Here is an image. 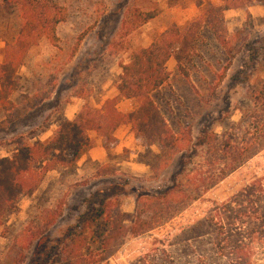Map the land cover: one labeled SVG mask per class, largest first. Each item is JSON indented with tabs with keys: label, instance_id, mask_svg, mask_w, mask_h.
I'll return each instance as SVG.
<instances>
[{
	"label": "rangeland",
	"instance_id": "rangeland-1",
	"mask_svg": "<svg viewBox=\"0 0 264 264\" xmlns=\"http://www.w3.org/2000/svg\"><path fill=\"white\" fill-rule=\"evenodd\" d=\"M51 1L67 18L57 27L55 44L45 39L30 50L16 76L17 90L8 103H0V159L12 156L21 142L47 141L78 110L102 108L133 52L149 47L172 25L187 29L204 17L203 9L231 0ZM247 7L237 8V15L225 11L218 36L203 30L181 68L174 57L169 60L170 79L154 101L176 133L195 139L211 121L222 132L250 106L248 92L264 84V16L253 17ZM150 13L155 17L142 24ZM19 24L15 16L0 20V38L13 41ZM4 47L0 41V63ZM136 107L133 100L130 112ZM90 136L94 147L106 149L103 138ZM125 145L108 149L104 163L86 160L80 173L78 165L49 172L0 226V264H52L64 247L80 248L66 240L86 226L90 240L82 250L89 264H198L191 247L173 242L179 220L130 235L139 215L138 196L160 187L168 170L152 168L159 148L137 139L131 129ZM106 247L112 254L99 262ZM256 261L264 264V248Z\"/></svg>",
	"mask_w": 264,
	"mask_h": 264
},
{
	"label": "trees",
	"instance_id": "trees-1",
	"mask_svg": "<svg viewBox=\"0 0 264 264\" xmlns=\"http://www.w3.org/2000/svg\"><path fill=\"white\" fill-rule=\"evenodd\" d=\"M249 5L264 6V0H231L224 7L203 9L204 17L187 29L172 25L149 47L133 52L121 67L120 98L108 99L97 110L84 107L47 141L21 142L11 157L0 159V226L18 212L23 197L38 191L49 172L78 165L94 147L90 133L103 138L109 149L118 143L117 129L130 125L137 139L159 148L158 163L152 168L159 165L158 169L168 170L160 187L138 196L139 215L129 228L130 235L143 236L179 220L173 242L191 247L198 264H256L264 248V84L248 92L250 106L242 109L239 121L222 132L211 121L195 139L176 133L154 101L170 79L169 60L174 57L181 68L183 58L196 50L203 30L218 36L224 12ZM12 16L20 24L17 36L6 41L3 49L1 104L8 103L17 90L16 76L30 50L45 39L57 42V27L67 13L51 0H0V20ZM144 17L142 24L155 15ZM226 77L225 72L219 83ZM120 99L135 100L137 107L123 113L118 109ZM89 240L86 226L66 240L80 248L64 247L52 264H89L82 250ZM107 248L99 262L112 254Z\"/></svg>",
	"mask_w": 264,
	"mask_h": 264
},
{
	"label": "crops",
	"instance_id": "crops-1",
	"mask_svg": "<svg viewBox=\"0 0 264 264\" xmlns=\"http://www.w3.org/2000/svg\"><path fill=\"white\" fill-rule=\"evenodd\" d=\"M247 9H248V12L250 13V15H252L253 17H263L264 16V6H262V5H249L247 7ZM239 12H241L240 9L229 10V11H226V14L227 15H237V13H239ZM229 17H231V16H229ZM0 41L5 45V42L3 41L2 37L0 38ZM115 98H120V94H119L118 90H116V89L111 90L105 96V100L115 99ZM129 105H133L132 99H130V100L129 99L128 100L120 99V101L118 103V109L123 113L130 112ZM79 111L80 110H78L76 112V115L79 113ZM76 115L74 114L72 117H68V119L71 121V120L75 119ZM130 129H131L130 125L120 126L117 129V131L115 132V137L118 140V143H117L115 148L113 147V148H109V149L114 150V151H119V148L126 147L125 138L127 136V133H129ZM50 137H51V135L49 136V138ZM8 157H11V156H8ZM107 158H108V149L107 148L105 149L103 146L102 147H93L85 156H83L80 159V161L78 163L77 172H79V173L81 172L80 167L85 163L86 160L104 163V162H106Z\"/></svg>",
	"mask_w": 264,
	"mask_h": 264
}]
</instances>
